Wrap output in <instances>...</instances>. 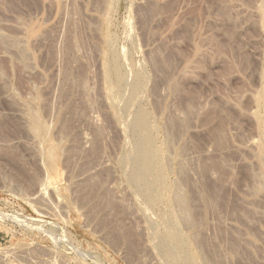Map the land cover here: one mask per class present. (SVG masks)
I'll use <instances>...</instances> for the list:
<instances>
[{
  "label": "rangeland",
  "instance_id": "rangeland-1",
  "mask_svg": "<svg viewBox=\"0 0 264 264\" xmlns=\"http://www.w3.org/2000/svg\"><path fill=\"white\" fill-rule=\"evenodd\" d=\"M5 262L264 264V0H0Z\"/></svg>",
  "mask_w": 264,
  "mask_h": 264
},
{
  "label": "bare ground",
  "instance_id": "bare-ground-1",
  "mask_svg": "<svg viewBox=\"0 0 264 264\" xmlns=\"http://www.w3.org/2000/svg\"><path fill=\"white\" fill-rule=\"evenodd\" d=\"M145 121H146V117H145V115H141L140 117H139V120H138V123L140 124V125H142V126H145ZM142 144H144V143H142ZM145 149H146V147H145ZM143 150V149H142ZM142 165V164H141ZM4 264V263H3ZM5 264H6V262H5Z\"/></svg>",
  "mask_w": 264,
  "mask_h": 264
}]
</instances>
